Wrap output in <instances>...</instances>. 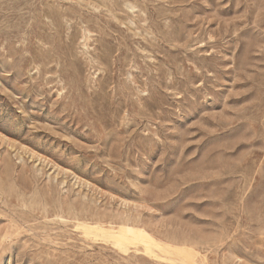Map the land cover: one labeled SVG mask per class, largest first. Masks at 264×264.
Instances as JSON below:
<instances>
[{"label": "rangeland", "instance_id": "374dc122", "mask_svg": "<svg viewBox=\"0 0 264 264\" xmlns=\"http://www.w3.org/2000/svg\"><path fill=\"white\" fill-rule=\"evenodd\" d=\"M0 264H264V0H0Z\"/></svg>", "mask_w": 264, "mask_h": 264}]
</instances>
